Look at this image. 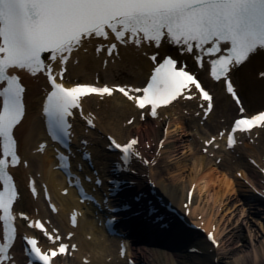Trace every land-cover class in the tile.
<instances>
[{
    "label": "snow or ice",
    "instance_id": "snow-or-ice-1",
    "mask_svg": "<svg viewBox=\"0 0 264 264\" xmlns=\"http://www.w3.org/2000/svg\"><path fill=\"white\" fill-rule=\"evenodd\" d=\"M110 36L135 46L145 42L157 49L165 44L175 45L191 54L201 68L204 57H208L211 77L226 86L239 106V118H233L228 133L229 147L235 144L237 131L264 126V111L248 114L230 78L234 68L244 64L258 49L264 50V0H0V221L4 226L0 264H11L8 251L17 235V217L13 214L17 192L9 169L20 163L14 130L22 124L26 113L25 87L16 74L18 70H26L32 76L45 74L50 91L43 101V113L53 138L71 135L69 118L81 108V98L91 93L111 96L118 91L141 111H150L152 117L157 116L162 105L192 99L193 92L206 104L205 114L213 109V96L180 57L159 52L149 58L150 75L142 86L76 83L66 87L63 65L73 51L86 41L109 40ZM116 48V43H110L108 54ZM44 53L49 54L47 62ZM54 65L59 67L58 72ZM87 123L93 125L91 119ZM137 144L136 138L124 144L113 139L110 146L120 149L125 162L136 156L144 163H155L143 160L135 148ZM30 227L40 229L51 243L59 245L58 249L42 251L35 237H24L30 253L42 264H52L53 257L69 248L59 235L44 231L41 222L35 221ZM209 239L215 243L211 233Z\"/></svg>",
    "mask_w": 264,
    "mask_h": 264
},
{
    "label": "bare ground",
    "instance_id": "bare-ground-1",
    "mask_svg": "<svg viewBox=\"0 0 264 264\" xmlns=\"http://www.w3.org/2000/svg\"><path fill=\"white\" fill-rule=\"evenodd\" d=\"M122 56L124 58L123 61H116L114 64L110 62L105 70L101 69L103 81L118 83L120 81L107 79L116 78L117 74L120 77L125 74V76L131 77L135 81L124 82L143 83L151 67L148 60L143 58L137 62L132 55L123 53ZM136 64L140 65L139 69L133 67ZM100 66L99 60L84 54L81 63L70 69V77L80 76L86 80L94 79V71ZM260 67H264V61H260L259 58H254L250 62L249 69H251L253 74ZM235 79L240 91L245 92L244 100L249 111L255 110L264 103V79L255 80L252 75L244 73L242 69L235 73ZM215 97V110L206 122V126L214 127L216 130L208 131L210 133L217 132L224 125L220 117L228 119L231 115H236L238 111L230 97L222 94L220 86H217ZM109 100L110 110L102 107L97 111L99 120L96 134L100 135L99 130L101 129L104 133L112 132L123 138L138 131L142 125H145L135 121L130 126H124L121 117L127 115L124 121L128 120L134 112L133 105L120 96H115ZM94 104L96 102H88V107L91 108ZM178 109L174 108L169 111L170 115L173 116L172 126L188 131L195 129L197 133L201 134V137L209 136L210 133L202 132L206 126L199 125L198 119L187 117L188 121L185 122L186 116L182 112L181 114L177 113ZM19 134L22 145L25 148H30L41 138L42 122L35 113H31L22 122L19 127ZM149 135L154 136L158 140L162 136V131L161 129H153ZM170 138L171 136L168 134V139L165 142L166 146L162 150V155L168 154V158H163L162 161V163L165 162L166 164L165 169H160L159 167L151 169L159 192L165 199L173 201L179 213H185L188 215V219L199 222L201 229L210 230L214 236L216 247L207 243L203 251L196 249L199 253L190 251L189 249L191 248L186 247L187 243L185 241L191 237H196L198 234L200 235L201 229L198 231H194V228L193 230H188L187 225L181 221V223L173 225L168 231L163 232L167 240L165 243L168 242L177 247L182 246L178 254L162 251L154 247L155 251H142L140 259L143 261L148 258V262L153 264H264V208H262L264 207V192L261 195L256 190H241L244 182L240 181L235 172L236 170H241L245 173L244 168L241 166L243 161H239L234 155L226 154L224 155L226 164L223 161L217 164L215 162L216 157L211 158L203 154L201 147L199 151L191 147V145L197 146L196 142L195 145L193 143L183 145L185 150L180 152L179 146L181 143L179 142L182 140L179 137L172 140ZM258 140L257 147L246 145L244 149L246 153H252L262 161L264 160V130L261 131ZM228 158L233 161V165H228ZM31 159L35 169H39L40 166L44 169L45 177L50 182L54 196L64 206V209L57 216H54V219L60 223L62 228L66 229L67 207L73 201L74 195L71 193L63 196L59 193L58 187L60 183L55 182V173L50 168L52 156L49 151L44 155L31 156ZM193 185H195L194 189ZM189 192H191L192 196L188 207L185 209L183 203L187 201ZM140 225L138 232L141 236L145 237L143 231L152 234V232H148L146 228L144 229ZM88 227L90 230H88ZM138 232L137 235H139ZM87 233H91L92 240L86 238ZM100 233L104 234L101 228L93 227L88 218H82L75 237L80 243V251L77 252L79 257L71 261L76 264H86L82 263L80 258L88 252L90 253L91 262L87 264H112L106 261L108 256H113V260L116 261L118 256L117 251H115V244L105 240L101 241ZM241 234H246L247 239H241L239 237ZM150 237L154 239V237ZM146 239L150 240L147 235Z\"/></svg>",
    "mask_w": 264,
    "mask_h": 264
},
{
    "label": "rangeland",
    "instance_id": "rangeland-1",
    "mask_svg": "<svg viewBox=\"0 0 264 264\" xmlns=\"http://www.w3.org/2000/svg\"><path fill=\"white\" fill-rule=\"evenodd\" d=\"M176 137H179V138L182 140V141L179 142V143H181L180 146H179V151H180V152H182V151L185 150V149H184L185 147H183V145H185V144H187V143H188V144H192V143H191L192 141L187 140V137H184L183 134H181V133H177ZM191 147H193V146L191 145ZM167 156H168V155H167ZM167 156H166V157H167ZM169 156H170V154H169ZM167 158H168V157H167ZM161 167H162V169H165L164 164H162ZM241 233H242V232H241ZM238 236H239V235H238ZM239 237H240L241 239H242V238H245V240L247 239V238H246V237H247L246 234H241ZM242 242H244V241H242ZM240 249H241V248H240Z\"/></svg>",
    "mask_w": 264,
    "mask_h": 264
}]
</instances>
